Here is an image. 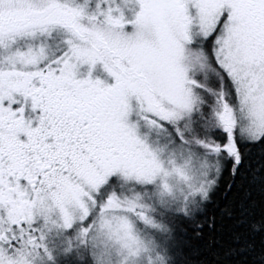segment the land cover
<instances>
[{"label":"snow or ice","instance_id":"1","mask_svg":"<svg viewBox=\"0 0 264 264\" xmlns=\"http://www.w3.org/2000/svg\"><path fill=\"white\" fill-rule=\"evenodd\" d=\"M0 264H264V0H0Z\"/></svg>","mask_w":264,"mask_h":264}]
</instances>
